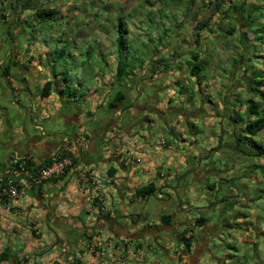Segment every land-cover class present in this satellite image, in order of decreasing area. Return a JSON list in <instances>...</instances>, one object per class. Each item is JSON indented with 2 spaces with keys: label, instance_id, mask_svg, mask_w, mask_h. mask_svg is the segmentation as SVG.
I'll use <instances>...</instances> for the list:
<instances>
[{
  "label": "crops",
  "instance_id": "crops-1",
  "mask_svg": "<svg viewBox=\"0 0 264 264\" xmlns=\"http://www.w3.org/2000/svg\"><path fill=\"white\" fill-rule=\"evenodd\" d=\"M11 3L0 1V167L12 158H33L46 166L64 155L74 160V168L39 189L26 187L12 206H0V264H72L73 258L78 264H144L153 259L163 264L152 256L156 251L167 264H197L209 224L198 226V218L190 215L185 198L195 188L187 182L193 177L202 183L216 169L192 162L202 153L180 154L179 146L168 141L154 147L149 124L156 117L159 129L179 134L180 123L194 127L202 118L211 122L214 113L188 114L173 107L169 70L139 66L118 79L111 70L73 77L57 69L48 63L50 44L45 42L44 50L40 43L42 21L37 19L42 10L54 9L50 21L65 25L67 20L58 17L69 8ZM90 36L87 31L71 34L74 40ZM118 52L109 54L118 60ZM120 94L123 98L113 106ZM179 138L193 148L197 143L196 138L190 143L183 135ZM81 171L98 176L99 192H107V213L98 211ZM150 183L157 188L153 197L135 196L137 188ZM190 236L187 251L182 238ZM109 238L124 253L116 261L105 257L96 262L90 246L101 249Z\"/></svg>",
  "mask_w": 264,
  "mask_h": 264
},
{
  "label": "rangeland",
  "instance_id": "rangeland-1",
  "mask_svg": "<svg viewBox=\"0 0 264 264\" xmlns=\"http://www.w3.org/2000/svg\"><path fill=\"white\" fill-rule=\"evenodd\" d=\"M41 3L69 8L58 17L67 20L65 25L37 19L43 23L38 26L40 43L44 50L45 42L50 44L53 54L49 64L73 77L84 71L89 77L110 70L115 74L120 60L132 72L139 66L169 70L173 107L188 114L214 113L211 122L202 118L194 127L180 123L179 134L159 129L154 117L149 132L154 147L168 141L179 146L180 154L202 153L192 162L216 169L202 183L193 177L187 182L195 188L185 198L190 215L209 224L197 264H264V129L255 137L260 149L238 148L235 142L236 134L241 136L246 125L264 115V0H33L31 5ZM124 30L129 31L127 48L115 60L109 53L118 49ZM75 31L92 37L74 40ZM196 54L198 60L192 58ZM191 66L200 69L196 76ZM254 103H260L258 114L249 112ZM180 135L189 143L196 138L194 148ZM156 252L152 256L167 264Z\"/></svg>",
  "mask_w": 264,
  "mask_h": 264
},
{
  "label": "built area",
  "instance_id": "built-area-1",
  "mask_svg": "<svg viewBox=\"0 0 264 264\" xmlns=\"http://www.w3.org/2000/svg\"><path fill=\"white\" fill-rule=\"evenodd\" d=\"M74 168V160L69 156L56 155L46 166H38L33 158H12L4 168L0 167V206H12L21 196L26 188L39 189L53 179L60 178ZM80 178L85 185L94 192L97 209L101 213H107L109 203L107 192H99L100 180L94 172H80ZM90 246V252L96 262L108 257L111 261H116L120 253H124L122 246L114 239L109 238L104 241L103 248ZM127 253V252H126ZM135 257V253H131ZM72 264H78L73 258ZM144 264H160L158 261H147Z\"/></svg>",
  "mask_w": 264,
  "mask_h": 264
},
{
  "label": "trees",
  "instance_id": "trees-1",
  "mask_svg": "<svg viewBox=\"0 0 264 264\" xmlns=\"http://www.w3.org/2000/svg\"><path fill=\"white\" fill-rule=\"evenodd\" d=\"M0 1H2V0H0ZM11 1H12L11 5H13V6H14V3L19 5V2L23 5L29 6L33 2V0H16L15 2H14V0H11ZM3 9L5 11L6 7H3ZM55 14L56 13H55L54 9H44L39 13V18L40 17H43V18L47 17V18H49V20H51ZM5 17H6V15H4V18ZM126 34H129V31L124 30L123 32H120V37L117 41L118 49L120 52L125 51V49L127 48ZM197 43H198V41H197ZM192 58H194L195 60H198L199 55L196 54ZM190 64H191V62H190ZM127 68H128V66L123 64V61L120 60L118 63V67H117L116 77L119 79V78H122L124 76H128L130 73H128ZM191 68H192V75L193 76H196V73L198 71H200V69L197 67L191 66ZM196 82L201 84L200 78H197ZM46 87L49 88L50 85L48 84V85H46ZM47 95H48V93H44V96H47ZM263 95H264V93H263ZM122 98H123V94L118 95L117 99L112 103V105L114 106L115 104H117ZM254 106H255L254 109H253V107L250 108L249 112L253 113L255 111V113L258 114L257 110L260 109V107H259L260 103H258V104L254 103ZM262 112L264 113V110ZM263 129H264V115L262 117H259L257 120L250 123L249 125H246L244 133L241 136H238L236 134L235 142H236L237 147L240 148L241 146H244L247 149H248V147H257L258 149H260L259 145L255 141V137H256L257 133H259ZM239 151L242 152V150H239ZM244 154H245V152H244ZM245 155H247V154H245ZM156 190H157V188H156L155 184L150 183L146 186L137 188L135 190V196L138 198H141V199H148V198L153 197L155 195ZM164 220H167V219H164ZM206 222H207L206 218L200 217L197 220V225L198 226H204ZM192 238H193L192 236L187 237V238L186 237L182 238V241L186 244L187 251H189L191 248L190 242H191Z\"/></svg>",
  "mask_w": 264,
  "mask_h": 264
}]
</instances>
